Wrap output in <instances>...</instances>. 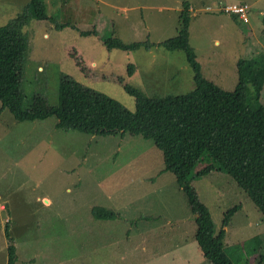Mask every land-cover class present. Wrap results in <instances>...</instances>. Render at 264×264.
I'll list each match as a JSON object with an SVG mask.
<instances>
[{
	"label": "rangeland",
	"instance_id": "374dc122",
	"mask_svg": "<svg viewBox=\"0 0 264 264\" xmlns=\"http://www.w3.org/2000/svg\"><path fill=\"white\" fill-rule=\"evenodd\" d=\"M28 1L0 0V25ZM39 1L42 9L43 2L49 4ZM182 1L190 4L189 43L203 75L233 90L237 58L264 55V0H50L47 8L54 20L31 17L23 27L22 106L34 96L57 104L63 77L129 110L135 109V100L125 84L148 97L190 91L193 70L184 51L156 44L175 34ZM232 4L250 7L249 24L218 10ZM110 37L155 45L149 50L107 49L104 41ZM127 63L138 68L131 75ZM260 100L264 105V86ZM56 121L55 116L17 121L8 109L0 112V264H6L10 243L16 248L13 264H211L196 246L187 198L175 177L163 171L162 152L152 139L65 131L55 127ZM192 185L209 210L214 233L222 228L225 212L238 206L223 238L232 261L264 264L258 244L264 219L234 180L211 172ZM93 206L117 217L97 219L90 212ZM166 230L173 231L162 248ZM151 240L161 243L152 245L159 252L154 257L141 249Z\"/></svg>",
	"mask_w": 264,
	"mask_h": 264
},
{
	"label": "trees",
	"instance_id": "16d2710c",
	"mask_svg": "<svg viewBox=\"0 0 264 264\" xmlns=\"http://www.w3.org/2000/svg\"><path fill=\"white\" fill-rule=\"evenodd\" d=\"M39 2L29 0L21 12L0 25V112L8 109L17 121L55 116V127L65 131L120 136L127 133L152 139L162 152L163 171L175 177L194 214V240L200 254L211 264H235L223 248V238L238 206L225 212L222 228L214 233L209 210L198 200L192 182L211 172L227 174L253 201L264 219V105L260 100L264 86L263 55L237 58V83L233 90H225L210 81L203 75L189 43L190 4L182 1L175 34L156 44L166 50L184 51L193 70L194 87L190 91L148 97L125 84L123 89L135 100V109L129 110L115 99L63 77L57 104H47L42 97L34 96L28 106H22L20 81L27 50L23 27L31 17L54 20ZM232 17L238 21L237 16ZM104 44L107 49L125 51L140 47L149 50L155 45L149 40L123 42L116 37L105 39ZM134 68L127 63L126 73L130 75ZM90 212L97 219L117 217L101 207L93 206ZM258 244L262 248L259 260L263 262L264 237ZM6 250L7 264H13L15 250L11 243Z\"/></svg>",
	"mask_w": 264,
	"mask_h": 264
},
{
	"label": "crops",
	"instance_id": "0c3cea01",
	"mask_svg": "<svg viewBox=\"0 0 264 264\" xmlns=\"http://www.w3.org/2000/svg\"><path fill=\"white\" fill-rule=\"evenodd\" d=\"M46 2H49V4H51L50 3V0L49 1H46ZM49 4L47 5V6H49ZM42 5H43V7H45V9H46V12L48 11V16H50V17H55L51 12H49V7L47 8V6H46V4H45V2H43L42 3ZM247 6V5H246ZM249 7V6H248ZM250 8V7H249ZM220 12V11H219ZM260 15H263V13L261 12V13H259ZM234 16V15H233ZM247 18H248V22H246V23H248L249 24V11H248V13H247ZM263 18H264V16H263ZM233 19V18H232ZM238 19V21H241V20H239V18H237ZM237 21V20H236ZM237 21V22H238ZM242 22V21H241ZM252 27L254 28V25H252ZM260 28L262 29V32L264 33V21L262 22V24L260 25ZM250 31H251V28H250ZM250 35H251V32H250ZM264 46V45H263ZM261 47H262V45H261ZM150 49V48H149ZM261 62L263 63V65H264V55L262 56V58H261ZM138 68L137 67H135V69L133 70V73L137 70ZM133 73H131V74H133ZM130 74V75H131ZM123 136V135H122ZM122 136H120L119 135V137L120 138H122ZM41 200V202H43L42 200H47L48 202V204L50 203V200L47 198V197H41L40 198ZM46 204V203H45ZM194 216V215H193ZM171 226H172V224H173V221H167ZM173 230H171V231H169V230H166V232H167V237L165 238V240H162V242H165V244L163 245V243H162V245L160 246V247H164V246H166L167 245V239H168V236L169 235H172L171 234V232H172ZM191 232V231H190ZM215 232V231H214ZM170 233V234H169ZM150 234H151V230H150ZM152 237H155L156 236V233L154 232L152 235H151ZM127 237L129 238V235H127ZM162 237H165V236H162ZM156 243H158V242H156V240H151V243H150V245H143L142 246V252L143 253H145V254H147V255H152V257H154V255L156 254V253H159L158 251H156L155 252V248H154V246H152V245H155ZM158 244H161L160 242L158 243ZM13 247H14V245H12ZM156 249H158V248H156ZM14 250H15V253H16V248L14 247ZM5 263L7 264V259L5 260Z\"/></svg>",
	"mask_w": 264,
	"mask_h": 264
},
{
	"label": "built area",
	"instance_id": "2783aa9c",
	"mask_svg": "<svg viewBox=\"0 0 264 264\" xmlns=\"http://www.w3.org/2000/svg\"><path fill=\"white\" fill-rule=\"evenodd\" d=\"M249 7L246 5H226L222 8H218V10L230 14L235 15L241 20L242 22L246 23L248 22L247 13L249 11Z\"/></svg>",
	"mask_w": 264,
	"mask_h": 264
}]
</instances>
